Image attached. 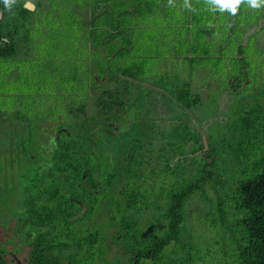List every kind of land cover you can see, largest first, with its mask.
<instances>
[{
    "label": "rangeland",
    "instance_id": "rangeland-1",
    "mask_svg": "<svg viewBox=\"0 0 264 264\" xmlns=\"http://www.w3.org/2000/svg\"><path fill=\"white\" fill-rule=\"evenodd\" d=\"M97 1H105L100 10L105 7L107 13L96 16V23L104 22L101 18L112 23L116 20L124 30L135 29L131 34H136V41L128 49L134 63L145 66L146 74L141 84L126 86L125 93L117 91L122 86L106 85L108 79L104 84L95 80L94 72H99L101 65L108 68L104 75L108 78L112 76L110 69L131 62L110 57L106 47L104 52L92 47L91 19L87 16ZM189 3L192 11L197 3L196 17L216 12L204 0ZM31 4L36 9L31 19L21 23L19 37L21 41L26 38V43L19 45L16 56L0 60V248L10 264H27V227L24 221L16 220V213L30 185L37 184L40 165L49 161L46 154L57 145L63 131L72 133L71 138L78 132L86 133L88 148L103 156L109 172L121 158L107 135L111 127L123 141L150 132L160 135L158 155L165 157L153 168L157 191L165 181L178 188L198 176L190 150L199 139L203 144V137L209 148L215 149V156L230 162L235 161L234 150L240 144L247 143L244 150L250 149V142H257V151L263 148L264 127L260 135L252 129L242 135L239 125L244 115L253 121L260 117L259 123H264V6L254 9L242 4L235 16L217 11L221 19H228L231 31L228 34L225 26L220 28L218 39L215 36V44L200 62L184 42L189 9L185 0H174V5L143 0L140 9L155 5L146 17L149 27L143 30L140 22L134 21L132 0H31ZM154 31L163 32L158 41L151 39ZM186 84L197 100L190 109L166 93L184 92ZM236 86L239 88L234 92ZM104 90H108L104 95L108 105L123 98L117 109L99 107L97 98ZM154 145L157 147L156 141ZM151 156L156 159L155 153ZM164 159L173 167L166 178L159 175L165 170ZM215 195L211 186H206L203 194L187 202L181 245L171 244L157 261L142 260L139 264H232L231 229L221 225L215 206L209 205ZM101 201L106 202L105 213L97 214L98 219L82 216L77 226L69 228V237L59 238L60 247L51 257L55 264H134L136 244L146 248L165 231V227L156 228L157 235L150 239L147 227H135V215L131 214L117 233L112 223L117 220L121 224L112 218L116 201L106 195ZM163 208L166 210L165 205ZM156 217L161 218L159 212ZM147 225H153L150 219Z\"/></svg>",
    "mask_w": 264,
    "mask_h": 264
},
{
    "label": "trees",
    "instance_id": "trees-1",
    "mask_svg": "<svg viewBox=\"0 0 264 264\" xmlns=\"http://www.w3.org/2000/svg\"><path fill=\"white\" fill-rule=\"evenodd\" d=\"M99 3L97 1L95 5ZM33 13L26 10L22 4H15L9 12L0 0V60L16 56L19 45L26 43V38L22 37L24 41L19 39L21 23L31 19ZM101 26L106 27L102 28L103 31L92 34V47L97 48L108 42L104 47L107 48L109 56L121 59L124 54L115 44L120 40L121 33L125 32L120 28L121 24L113 20V23L108 21ZM113 69L109 70L112 76L110 75L108 80L114 79L110 85L121 86L118 75L141 77L143 74L138 68H134L135 71L132 67L124 65ZM107 70V67L101 65L98 78L101 79ZM236 87L234 92L239 88ZM184 88V92L175 90L174 93L168 94H173L172 98L180 106L190 109L197 104V100L191 97L188 84ZM117 91L124 92L121 88H117ZM107 92L108 90H104L98 95L99 107L117 109V102L123 98L119 97L115 103L108 105L109 102L104 99ZM259 120L260 117L253 121L249 120V115H244L239 125L240 134H247L252 129L260 135L264 123H259ZM115 130L116 128L111 127L107 135L114 141L111 143L114 144L113 150L118 148L116 150L121 158L119 157L115 169L110 172L105 170L101 156L88 148L86 133L78 132L71 138L72 133L63 131L57 145H53V149L46 154L49 161L40 165L38 182L30 185V191L22 201L24 211L18 210L16 213V219L20 222L27 218L28 231L33 233L32 236L25 237V247L28 248L27 264H55L56 260L51 257L54 250L60 247L57 244L60 242L59 238L63 235L69 237V228L79 223L82 216L89 214L97 218V214L105 213L106 202L101 201L102 195L110 196L116 201L112 218H118L121 224L117 220H112V223L117 227V233L121 231L124 222L133 217L131 214L135 215V227H143V230L147 227L150 239L157 235L156 228L165 227V231L157 235L150 246L145 248L142 244H136V249L133 250L134 264H139L142 260L155 262L156 258L162 255L163 249L169 245H181L186 204L197 194H203L206 186H211L216 194L214 199H209V205L215 206L216 219L220 220L225 229H231V235L228 237L234 243L230 250H233L232 264H264V140L263 148L259 151L255 147L257 142H250V149L245 150L243 147L247 143L236 146V159L230 162L215 156V149L209 148L208 144V150L205 151L199 139L197 146L190 150V158L192 163H196L198 176L178 188L165 181L161 191H157L156 172L153 168L155 164L159 165L160 158L165 157L158 155L157 150L162 137L150 132L142 138L133 137L123 141L117 137ZM154 141L157 142V147ZM153 153L156 154V159H152ZM195 156L199 157L198 160L194 159ZM164 166L165 170L160 171L159 175L166 178L170 176V169L173 167L169 165L168 159H164ZM97 183L100 187L99 191L95 192ZM157 212L163 222L156 217ZM149 219L153 223L151 226L147 225ZM8 255L15 260L12 255ZM0 264H10L2 248Z\"/></svg>",
    "mask_w": 264,
    "mask_h": 264
},
{
    "label": "crops",
    "instance_id": "crops-1",
    "mask_svg": "<svg viewBox=\"0 0 264 264\" xmlns=\"http://www.w3.org/2000/svg\"><path fill=\"white\" fill-rule=\"evenodd\" d=\"M134 4L133 7V17H134V21L135 22H140L139 26L142 27L141 30L149 27V20L148 16H150L154 10H155V5H150V6H146L145 10L140 9V5L143 3V0H132ZM164 2H168L167 0H163ZM100 2V1H99ZM105 1H101L99 3V5H95V3L91 4V9H90V14H88L87 18L88 20H90V23L88 25L89 27V32L91 34V36L93 37V33H98L101 30L103 31L102 28H105L106 26H101V24H105L106 23V19H102L104 22H102L101 20V24L100 23H96L94 25L95 22H97L96 16L101 15V13L105 12V7H103L105 5V3H103ZM26 3H30L31 4V0H17L16 4H22L23 7L25 8V4ZM100 4H103V11L100 10ZM33 9L32 10H28L27 8H25L26 10L30 11V12H34L36 9V6H34L33 4H31ZM96 6V10L95 7ZM182 6L184 7L183 3ZM197 8V3H195V9L192 11V9H188L187 11V23L185 24V26L187 27V33L185 35V39L184 42L186 44L187 47V51H189L190 53H197L196 57H198L199 60H201L200 62L204 61V59L208 56L207 50L209 49V47L213 44H215V36L218 39L219 35V31L220 28L224 27L226 28V30H228V34H230V29L231 27H229V22L228 19L227 20H223L221 19V17L219 16L218 13L215 12V14L213 16H210L208 14L203 15V17H196L195 11ZM239 11V9H238ZM205 19V20H204ZM225 22V23H224ZM119 23V22H117ZM222 23V24H221ZM224 23V24H223ZM122 29V24L121 27ZM258 27H255V29L257 30ZM254 29V27L252 28ZM124 30V29H123ZM135 30V29H134ZM133 27L132 28H127L126 30H124L125 32L121 33V38L120 40H118L115 44H117L118 47H120V51L122 52V54H124L123 57H121L120 60H128L131 62L130 63H125L122 64L125 67H132L133 70H135L134 68H138L139 70H142L143 74L141 77H135L134 75H127L126 77L123 76H119V84L122 86V90L124 91L123 93L126 92V86L130 85V86H137L138 84L142 83V78H144L145 74H146V70H145V66H143V64L141 63H134V61L132 60V53L131 51L128 49L131 47L132 43L134 44L136 40H134L133 38H135L136 34H131L133 31ZM120 33V31H119ZM163 35V32L160 31H154L151 39H153L154 41H158L159 38ZM118 36V34H117ZM145 37H148L145 36ZM108 42L102 43L101 45H99L96 49L100 50L101 52L102 49L104 50V45H107ZM142 45V44H140ZM129 46V47H127ZM194 57H191V60H193ZM136 71V70H135ZM95 80L96 83H106L107 79L104 75L101 77V79H99V72H97V70H95ZM111 81L109 80L106 85H110ZM144 83L146 85H150L151 83L147 80H144ZM166 93L168 94L169 92L166 91Z\"/></svg>",
    "mask_w": 264,
    "mask_h": 264
},
{
    "label": "clouds",
    "instance_id": "clouds-1",
    "mask_svg": "<svg viewBox=\"0 0 264 264\" xmlns=\"http://www.w3.org/2000/svg\"><path fill=\"white\" fill-rule=\"evenodd\" d=\"M2 2L5 9L11 12L13 6L17 3V0H2ZM204 2L213 12L219 11L223 13L227 11L233 16L237 14V11L242 4H246L254 9H259L264 6V0H204ZM168 3L169 5H174V0H168ZM185 6L189 8L191 7L189 0H185Z\"/></svg>",
    "mask_w": 264,
    "mask_h": 264
},
{
    "label": "flooded vegetation",
    "instance_id": "flooded-vegetation-1",
    "mask_svg": "<svg viewBox=\"0 0 264 264\" xmlns=\"http://www.w3.org/2000/svg\"><path fill=\"white\" fill-rule=\"evenodd\" d=\"M102 157H103V156H101V161H102ZM102 163H104V162L102 161ZM104 164H105V163H104ZM98 187H100V184H99V183H97V189L95 190V192H98V191H99V188H98ZM25 197H26V196H25ZM25 197H24V198H25ZM22 201H23V200H22ZM22 201H21V207H20V209H19V212L24 211V205H23V202H22ZM78 203L82 204L81 202H78ZM22 207H23V208H22ZM77 216H78V214H77ZM77 216H76V217H77ZM16 220H17V219H16ZM17 221H18L19 223H21V222H23V221L25 222V226L27 227L25 237H28V236L30 237V236H32L33 233H31V231H28V230H29V229H28L29 227H28V225H27V218H25V219H24L23 221H21V222H20L19 220H17ZM76 224H77V223H75L74 226H77Z\"/></svg>",
    "mask_w": 264,
    "mask_h": 264
},
{
    "label": "water",
    "instance_id": "water-1",
    "mask_svg": "<svg viewBox=\"0 0 264 264\" xmlns=\"http://www.w3.org/2000/svg\"><path fill=\"white\" fill-rule=\"evenodd\" d=\"M25 8H27L28 10H32L33 9V7H32V5L30 4V3H26L25 4ZM203 146H204V150L207 148V142H206V139H205V137H203Z\"/></svg>",
    "mask_w": 264,
    "mask_h": 264
}]
</instances>
